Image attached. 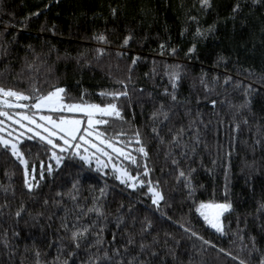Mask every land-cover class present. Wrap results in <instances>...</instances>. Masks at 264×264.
I'll return each instance as SVG.
<instances>
[{
  "label": "trees",
  "instance_id": "16d2710c",
  "mask_svg": "<svg viewBox=\"0 0 264 264\" xmlns=\"http://www.w3.org/2000/svg\"><path fill=\"white\" fill-rule=\"evenodd\" d=\"M0 88L104 106L126 90L98 127L143 181L24 138L29 191L0 144V264H264V0H0ZM209 202L230 205L222 233Z\"/></svg>",
  "mask_w": 264,
  "mask_h": 264
},
{
  "label": "snow or ice",
  "instance_id": "6c2138e0",
  "mask_svg": "<svg viewBox=\"0 0 264 264\" xmlns=\"http://www.w3.org/2000/svg\"><path fill=\"white\" fill-rule=\"evenodd\" d=\"M202 6L208 7L210 6V0H202ZM101 40H103V37H100ZM125 44L128 43V40L126 39L124 41ZM135 63V61L133 62ZM122 83V82H120ZM175 86V85H174ZM65 92V89L63 88H57L54 89L52 92L48 93L47 95H40V96H28L21 93H17L13 90H6L4 88H0V108L2 107H8V108H20V107H28V105H23L20 103H12L8 98H15L17 101H27L29 99L34 100V103L31 104V108H35L37 110H40L42 108L47 109L50 112H68V113H80L82 114L86 119H70L65 118L63 116L57 117L53 119L51 116H41L40 119L43 121H47L51 124V128H49L46 124L41 125L39 123H36L35 119L29 118L27 116H22V119L29 120V123H33L36 125V128H43V131L47 133V136L41 135L39 132H34L33 136L29 137V139H34L37 136L39 137V140L42 142H45L46 144L51 146V149H59L60 152H67L69 149L80 148V142L83 143H91L89 140L86 139V137L95 136L96 138L104 137V133L98 132L96 130V125H106L109 123L108 119H103L102 117H116L120 118V111L118 110L117 104L112 101H117L121 96H127V91H114L111 93H101L100 95L103 97H110L109 102L104 106L101 107L100 105L92 104L89 105L86 102H81L79 104H67L63 102V98L61 96L62 93ZM175 99V97H173ZM9 113L0 110V116H8ZM101 118H97V117ZM166 117V114H165ZM0 123H3V121H0ZM82 125H84L82 129ZM23 127V125H21ZM29 131H32V129H29ZM53 137H56L57 140L62 141V145L59 143H54ZM139 133H137V143H139ZM101 144H107V147H111L114 152H120L119 149H116L113 147V142H109L107 137H104L100 140ZM0 144H3L5 148L9 147V142L3 140L2 137H0ZM92 147L96 148V151L99 152L103 156L108 157V161L111 162L113 159L112 156H110L106 151H104L102 148L98 147L96 144L92 143ZM10 151L13 156H15L17 159L20 160L21 163L26 164L27 162L23 159L22 153L18 150L17 144L12 143L10 145ZM87 151V150H85ZM140 153H143L145 156L147 153L145 152L143 147H140L137 149ZM123 154V153H121ZM78 156L81 161H83L85 164H88L91 167V159L88 156L82 155L79 152H72L69 153V158H74ZM56 160V164L59 165L60 162L64 159L63 156H58L55 151H52V157ZM126 159H130L132 163H136L135 157L126 156ZM97 161V167L96 171L100 172L102 168H106L108 165L104 161L100 159V156H96ZM52 165H48L45 169L43 166L40 170V178L43 179L44 177V171H48L49 174L52 171ZM33 172L36 171L35 168L32 169ZM114 172H121L120 175H116L115 178L120 181L121 184H128L129 180L138 179L131 177L128 175L126 170H120V169H113ZM144 175H147V172L144 173ZM184 173L181 172V176H183ZM35 179V177H32ZM141 185H143V181H140ZM25 185L28 187V190L31 191L33 187L37 185H33L29 179H28V172H25ZM75 187V185H73ZM150 191L153 192V199L152 203L158 205V201L162 200L163 197L160 195V193L156 192L154 189H150ZM221 209V210H228L230 208V205L228 204H200L197 211L200 212V215L204 217V219L208 222V224L214 228L217 232H223L222 225L218 218H210L208 214H206L204 209ZM91 211V209L89 210ZM19 212L17 215L19 216ZM187 231V229H185ZM87 231V229H85ZM83 232H75L72 235L73 241L77 240L78 236H83ZM195 235V233H193ZM205 244H210L209 241H204ZM79 245L77 244V247ZM215 247L214 245H211ZM222 251V250H221ZM227 254V253H226ZM233 259H236L233 257ZM240 264H244L243 261H240Z\"/></svg>",
  "mask_w": 264,
  "mask_h": 264
},
{
  "label": "rangeland",
  "instance_id": "374dc122",
  "mask_svg": "<svg viewBox=\"0 0 264 264\" xmlns=\"http://www.w3.org/2000/svg\"><path fill=\"white\" fill-rule=\"evenodd\" d=\"M62 94H61V96H62ZM62 98H63V96H62ZM9 100H10V98H9ZM11 102L27 105L24 101H19V102L11 101ZM63 102L67 103V104H79L80 103V102L68 103V102L64 101V99H63ZM89 105H92V104H89ZM96 105H98V104H96ZM100 106L104 107V105H100ZM0 110H3V111L10 114L8 116H0V121H3V123H0V137H2L3 140L9 142V147H8L9 149H10V145L12 143L17 144V148L19 151H20L21 141L24 138H29V137L33 136L34 132H39L41 135L47 136V133L43 131V128H36L35 124L29 123V120H27V119H22L21 118L22 116H27L29 118L35 119L36 123H39L41 125L46 124L49 128H51V124L47 121L41 120L40 119L41 116H51L53 119L60 117V116H63L65 118H70V119H81V120L86 119L80 113L50 112L44 108H42L40 110H37L34 108V110H32L31 112L27 111V107H20V108L13 107L10 109L8 107H3V108H0ZM97 118H101V117L98 116ZM102 118H106V117H102ZM21 125H23V127ZM81 127L83 129L84 125H82ZM95 127H96V130L98 132H100L98 125H96ZM29 129H32V131H29ZM36 138L39 139L38 136ZM103 138L104 137L96 138L95 136L86 137V139L89 140L91 143L86 144V143L80 142L81 146L79 149L72 148V149H69L67 152H70V151L79 152L82 155L88 156L91 159V164H93L95 167H97L96 156H100V159L102 161H104L105 163H107V165H108L106 168H102V169L113 170L115 168V169H120V170H126L128 175L136 178L127 169H125L123 167V164L125 163V161H130V159H126L125 157L126 156H130V157L133 156L131 150L128 151L124 147H121L120 145L118 146L116 143H114L113 141L108 139L109 142H113V147L120 150V152H114L111 147H107V144H101L100 143V140ZM52 139H53L54 143H59L62 145V141L57 140L56 137H53ZM92 143L96 144L98 147L102 148L110 156H112L113 159L111 160V162L108 161L107 156H103L99 152H97L96 148L92 147ZM52 150L55 151L58 156H65V152H63V153L60 152L58 148L52 149ZM85 150H87V151H85ZM121 153H123V154H121ZM22 155H23V153H22ZM54 161H56V160L54 159ZM26 171L28 172V179L32 183V180H33L32 177L33 176L35 177V173L32 171V169H30L28 167L27 164H25L24 173ZM115 174L120 175L121 172L118 171V172H115ZM128 185L131 188L132 187L135 188V187H138L139 185H141V183H140L139 179H133V180L128 181ZM150 189H154L156 192L160 193V195H161V192L159 191V189H157L155 186L150 184L148 187V190L150 192L151 200L153 199V192L150 191ZM160 201L161 200H159L158 202H160ZM202 204H219V203L209 202V203H202ZM220 204H226V203H220ZM229 210H230V208L228 210H221V209L212 208V209H204L203 211H205L206 214H208L210 218H214V217L218 218V220L220 221V223L222 225V216L226 212H228ZM201 217L204 219L203 216H201ZM209 227H210V225H209ZM212 229H214V228H212Z\"/></svg>",
  "mask_w": 264,
  "mask_h": 264
}]
</instances>
